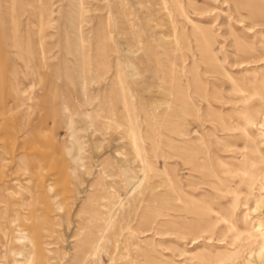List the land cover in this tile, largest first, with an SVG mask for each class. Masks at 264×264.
Masks as SVG:
<instances>
[{"label":"rangeland","instance_id":"374dc122","mask_svg":"<svg viewBox=\"0 0 264 264\" xmlns=\"http://www.w3.org/2000/svg\"><path fill=\"white\" fill-rule=\"evenodd\" d=\"M0 264H264V0H0Z\"/></svg>","mask_w":264,"mask_h":264}]
</instances>
